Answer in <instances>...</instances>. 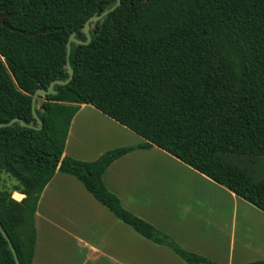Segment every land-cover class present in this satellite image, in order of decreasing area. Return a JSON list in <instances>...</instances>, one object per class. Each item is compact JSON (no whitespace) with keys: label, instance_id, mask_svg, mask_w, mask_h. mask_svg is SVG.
<instances>
[{"label":"trees","instance_id":"trees-1","mask_svg":"<svg viewBox=\"0 0 264 264\" xmlns=\"http://www.w3.org/2000/svg\"><path fill=\"white\" fill-rule=\"evenodd\" d=\"M0 0V223L21 264H33L35 214L59 171L145 238L189 264L188 252L128 211L105 185L113 162L157 146L264 212V0ZM45 30L44 33H39ZM67 68V44L71 35ZM91 104L145 139L95 161L64 156L73 118ZM17 120V121H15ZM42 121V126L39 123ZM24 123L25 125H23ZM0 264H16L0 231ZM249 264H264L263 261Z\"/></svg>","mask_w":264,"mask_h":264},{"label":"crops","instance_id":"crops-1","mask_svg":"<svg viewBox=\"0 0 264 264\" xmlns=\"http://www.w3.org/2000/svg\"><path fill=\"white\" fill-rule=\"evenodd\" d=\"M145 142L82 104L64 156L95 161L109 150ZM103 180L128 211L184 250L216 264L264 262V212L159 147L119 158ZM35 225L33 264H189L118 219L76 177L59 171L41 195Z\"/></svg>","mask_w":264,"mask_h":264},{"label":"water","instance_id":"water-1","mask_svg":"<svg viewBox=\"0 0 264 264\" xmlns=\"http://www.w3.org/2000/svg\"><path fill=\"white\" fill-rule=\"evenodd\" d=\"M120 4H121V1H120V0H117V3H116V4H115L110 10H107V11L103 12V13H102L101 15H99V16L92 17V18L86 23V26H85V28H84V31H85V33H86L87 36H88V42H87V43H89V41L91 40V37H90V35H89V23H91V22H96V21L101 20L102 18H104L105 16H107L110 12L114 11L117 7H119ZM4 17H6V15H3L2 17H0V21H1V22H2V20L4 19ZM44 32H45V30H40V31H39V33H44ZM72 42H76V43H78V44L83 43V42L78 41L77 39H75V33H73V34L71 35L70 39H69L68 44H67V49H68V54H67V68H68V71H69V73H70V79H69L68 81H66V82H60V81H56V82H54V83L51 85V87H50V89H49L48 91L38 90V91L36 92V94H35L34 97H33V111H34L35 117H37V116H36V112H35V107H36V102H37L38 97H39V96H42V97H43V96H46V95H48V94H50V93H56V92L53 90V86H54L55 84H67V83H69V81H70V80L73 78V76H74V70L72 69L71 64H70V61H69V55H70V53H71V43H72ZM15 121H17V120H15ZM39 123H40L41 126H42V121H39ZM22 124L25 125L24 123H22ZM4 126H6V125H5V124H0V127H4ZM0 231H1V233L3 234L4 238L7 240L8 244H9V247H10L12 253H13V256H14V259H15L16 264H21V263H20V260H19V257H18V255H17V252H16V250H15V247H14V245H13V243H12V241H11L9 235L7 234V232L5 231V229L3 228V225H2L1 223H0Z\"/></svg>","mask_w":264,"mask_h":264},{"label":"rangeland","instance_id":"rangeland-1","mask_svg":"<svg viewBox=\"0 0 264 264\" xmlns=\"http://www.w3.org/2000/svg\"><path fill=\"white\" fill-rule=\"evenodd\" d=\"M18 186H19V183H18L17 179H15L14 177L10 176L7 173L1 174L0 190L11 193V196L14 200L21 201L23 199V197L21 199H16L14 197L15 192H19V191H16Z\"/></svg>","mask_w":264,"mask_h":264},{"label":"bare ground","instance_id":"bare-ground-1","mask_svg":"<svg viewBox=\"0 0 264 264\" xmlns=\"http://www.w3.org/2000/svg\"><path fill=\"white\" fill-rule=\"evenodd\" d=\"M14 197H15L16 199H21V198H22V196L20 195V193H15V194H14Z\"/></svg>","mask_w":264,"mask_h":264}]
</instances>
